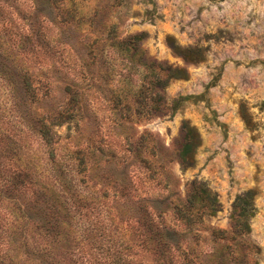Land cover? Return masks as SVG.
<instances>
[{"label":"rangeland","instance_id":"obj_1","mask_svg":"<svg viewBox=\"0 0 264 264\" xmlns=\"http://www.w3.org/2000/svg\"><path fill=\"white\" fill-rule=\"evenodd\" d=\"M75 1L83 13L79 23L60 21L51 3L39 11L36 0H0V33L10 38L5 45L20 48V43L34 41L31 26H40L47 41L33 54L15 57V63L33 68L32 76L39 78L34 96H14L0 70V121L21 128L22 147L16 155L22 150L34 158L35 179L56 193L64 191L68 199L72 221L59 227L61 236L75 235L71 242L63 240L74 249L67 257L77 260L74 264H169L158 256L155 244L144 240L150 231L137 220L138 207L144 204L146 220L165 226L179 239L186 237L179 249L166 251L173 264H264V0ZM140 31L145 32L141 44L147 57L183 66L188 73L186 78L168 79L163 97H157L155 88L148 90L143 102L136 94L144 66L110 43ZM65 34L80 44L61 42ZM167 34L181 45L204 47V59L190 62L173 53ZM95 37L93 55L86 44ZM43 51L50 58L40 54ZM62 80L74 81L80 101L74 118L52 126L54 140L48 144L31 124L39 115L49 121L69 107ZM185 94L203 98L186 99L171 112L173 99ZM156 104L159 110L153 108ZM183 119L201 138L192 165L186 167L178 161L176 142ZM78 149L97 161L82 165ZM29 159L22 155L20 164ZM191 180L209 189L218 207L187 227L176 217L173 203L184 199ZM120 182L128 186L127 197L119 192ZM1 193L0 252L13 231L30 236L50 229L53 220L43 225L37 216L45 211L35 206L36 193L27 191L22 198ZM242 197L253 211L248 233L239 228ZM30 217L39 220L31 222ZM214 228L223 234L215 236ZM187 257L190 262H185Z\"/></svg>","mask_w":264,"mask_h":264},{"label":"trees","instance_id":"obj_2","mask_svg":"<svg viewBox=\"0 0 264 264\" xmlns=\"http://www.w3.org/2000/svg\"><path fill=\"white\" fill-rule=\"evenodd\" d=\"M50 3L59 10L61 17L60 21L65 23H79L81 21L83 13L79 10L75 0H36L35 9L42 11ZM110 31H113V29L111 28ZM31 32L35 37L34 41H30L32 38L31 36L29 37V34H27V40L30 42L28 44L26 42L20 43V48H15L16 45H10L11 43L5 45L10 41V38L7 37L6 39L3 38V36H9V34L7 32H3L2 36L0 33V70L6 74L9 84L16 91L14 96L19 97L22 100L27 97L29 98L34 96L35 89L40 85V81L39 78H34L32 76L33 68L24 66L23 63H15V57L20 52H31L33 54L35 51L47 44L44 34L40 31V26H31ZM65 37L66 39L61 40V42H65L66 44L73 46L80 44V40L72 35L65 34ZM144 37L145 32L140 31L130 33L110 41V43L116 45L119 50L125 51L131 60H135L136 63L142 64L145 68L143 83L136 94L139 102H143L145 97H147V91L153 88H155L154 92L157 97H163L161 92H163L168 79L186 78L188 76L187 70L183 66L172 65L165 61H158L147 57L146 49L141 44ZM96 41H98V37L93 38L92 41L86 44L88 46L86 47V51L88 53H94L95 47H93V44ZM165 41L173 53L181 56L186 61L198 62L203 60L205 57L204 47L181 45L171 34L166 35ZM38 47L39 49H37ZM40 54H44L46 58H50L49 52L46 53L43 51L40 52ZM34 80H36V82H34ZM73 82L62 80L63 90L67 94V97H65V103H69V107L65 106L60 109L57 115L49 121L43 120V115H39V117L36 118L35 123L31 124V127L40 134L45 143L50 144L54 140L53 135L55 134V130L52 127L53 125H59L62 121L70 120L74 118V115L77 113L78 107L76 106V103H79L80 101L78 96L80 91L74 86ZM200 98H203V94L178 95L173 99L171 112H174L181 102L186 99L196 101ZM152 100H155V98ZM141 108L142 107L136 108V111L141 110ZM153 108L159 110L161 107L159 104H156ZM240 110L245 123L249 125V119L242 104L240 105ZM126 117H128V115H126ZM176 142L177 156L180 165L182 167L192 165L194 161V154L197 147L201 143V138L197 128L190 124L188 119L182 120L181 132L179 137L176 139ZM20 147H22L21 128L17 127L16 123L13 121H0V194H2V191H5L8 195H15L16 197L22 198L27 191H31L33 194L36 193L37 197L33 199L35 206H38L40 212H42V210L45 211L44 214L38 213L37 215L38 218H43V223L41 224L45 225L48 218H51L53 222L50 223L49 230L48 226H46L47 228H45V230L48 231H37L35 233H31L30 236L27 234L21 236L13 231L10 237L5 239L7 248L0 252V264H22V261L34 259V257L39 258L40 260H45V263L39 262L38 264H74L77 260L67 257V254L73 253L74 249L71 248V243L66 245L63 240L66 239L71 242L73 238H75V235L74 233L70 235V233L67 232L66 234L62 233L63 235L61 236L59 233V227L62 224L69 226L72 221V217L68 209L69 207L66 205V201H68V199L64 196V191H62V193H56L51 186L47 185L48 183L44 181H37L35 179L37 177L35 169L36 162L34 158L24 154L22 150L21 153L16 155ZM77 154L80 163L84 166H86L87 161H97V158L94 157V155L91 154L86 156L82 150L78 149ZM22 155L25 158H30L24 164H20V162H23ZM30 162H32V164H30ZM191 183H193V185L191 188H188L184 199L173 203L176 217L187 227H191L193 223L198 220H203L205 215H213L217 211L218 207L216 196L211 193L209 189L195 184L194 180H191ZM118 186L120 187V194L123 196L126 195L127 197L128 186L121 182L118 183ZM69 190L70 187L67 185L66 191L68 192ZM70 195H73V192H71ZM0 202H2V200H0ZM139 209L141 214L137 215V220L141 221L144 224V227L150 231L148 233H144L146 236L144 240L148 239L152 242V244H155V247H158L157 254L162 258L163 262L173 264L172 259L169 258V255L167 256L166 251L172 246L179 249L182 245V241L186 240V237H183V235V238L179 239L174 232L165 230V226H161L160 228L155 227L150 220H146L148 218H145L146 213L144 204H141L138 207V210ZM252 212L253 211L249 206V202L242 197L238 218L240 232L243 231L248 233L250 231L251 227L249 223V216ZM20 213H23V211L21 212V210H19V215H21ZM30 219L31 222L32 220H39L32 217H30ZM213 231L215 236H221L223 234L220 229L214 228ZM35 235L38 236V239L36 240L33 238ZM88 238L89 241L92 240V237L89 235ZM29 243L31 246L29 249H26L25 246ZM255 247L257 248V246ZM189 249L192 251L193 247L189 245ZM186 251L187 249H183L182 253L186 255ZM190 261L189 257L185 260V262ZM155 264H159V262H156Z\"/></svg>","mask_w":264,"mask_h":264}]
</instances>
